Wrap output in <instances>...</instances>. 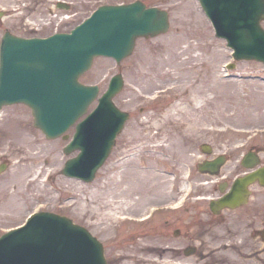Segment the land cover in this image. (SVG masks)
I'll return each mask as SVG.
<instances>
[{
	"label": "rangeland",
	"instance_id": "rangeland-1",
	"mask_svg": "<svg viewBox=\"0 0 264 264\" xmlns=\"http://www.w3.org/2000/svg\"><path fill=\"white\" fill-rule=\"evenodd\" d=\"M56 1L0 0L5 10L0 37L6 29L21 35L68 31L100 4L132 0H65L68 8ZM143 1L168 11V29L136 37L132 52L119 63L96 57L81 77L101 92L120 71L124 85L114 99L129 111L92 180L61 172L65 159L76 153L63 152L73 126L67 138H47L25 104L0 108V152L11 162L0 176V232L35 208L50 209L97 235L108 264H177L167 249L179 239L167 234L166 220L175 227L178 217L206 212V202L199 201V173L192 168L200 144L230 152L251 135L264 139V63L235 59L198 0ZM229 61L232 68L226 67ZM31 137L37 144H28ZM236 148L240 152L241 146ZM209 223L199 219V254L179 252L188 263L196 257L199 264H243L245 257L264 255V243L255 237L239 240L228 217Z\"/></svg>",
	"mask_w": 264,
	"mask_h": 264
},
{
	"label": "water",
	"instance_id": "water-1",
	"mask_svg": "<svg viewBox=\"0 0 264 264\" xmlns=\"http://www.w3.org/2000/svg\"><path fill=\"white\" fill-rule=\"evenodd\" d=\"M215 33L226 38L237 58L264 62V0H200ZM58 6H68L58 1ZM3 11L0 10V15ZM169 25L168 13L141 0L103 4L69 32L46 37H20L5 31L0 42V106L28 103L34 124L48 137L62 133L82 114L97 94L96 85L78 80L96 54L116 59L131 52L135 37L154 35ZM122 85L119 73L99 98L96 108L76 124L74 138L65 146L80 152L66 161L63 172L91 179L102 163L127 113L114 107L111 96ZM104 130L108 133L105 140ZM260 170L237 179L238 195L225 193L211 207L240 202L245 184ZM264 175V167L262 169ZM262 180V178H261ZM263 182V181H262ZM241 191V192H239ZM0 264H107L103 245L88 229L69 217L41 211L29 223L0 235Z\"/></svg>",
	"mask_w": 264,
	"mask_h": 264
},
{
	"label": "flooded vegetation",
	"instance_id": "flooded-vegetation-1",
	"mask_svg": "<svg viewBox=\"0 0 264 264\" xmlns=\"http://www.w3.org/2000/svg\"><path fill=\"white\" fill-rule=\"evenodd\" d=\"M247 142L242 146L240 152L239 149L232 147L230 152L233 153L227 152L222 155V163L215 167L216 174H211L208 170L202 171L200 167H204V162L211 161L219 153L199 154V157L194 160V170L199 173V187L202 193L199 195V201L206 202V212L202 209L199 211V215L195 212L194 217L190 216L191 218L188 219L178 217L175 227H173L174 221L166 220L167 234L179 239L178 243L176 242L167 249L175 253L169 255L179 259L177 264H190L185 261L184 256L199 254V219L205 224L208 222L206 224L208 225L213 220L224 221L228 217L229 226L236 235H239V240L244 241L247 237H255L264 243V184L259 180H255L245 187L243 202L220 209L218 212H213L209 207L210 199L221 196L227 190L235 192L238 178L264 166V139L257 137ZM245 153H249L250 156L243 159ZM5 155L6 151H1L0 164H4L7 168L9 163L8 157ZM250 162H253V165L247 166ZM226 212L228 213L226 214ZM214 216L219 218L214 219ZM262 246L264 247V245ZM180 251L184 256H180ZM257 257L263 258L264 263V255ZM259 261L262 263V260ZM191 263L199 264L196 257Z\"/></svg>",
	"mask_w": 264,
	"mask_h": 264
},
{
	"label": "bare ground",
	"instance_id": "bare-ground-1",
	"mask_svg": "<svg viewBox=\"0 0 264 264\" xmlns=\"http://www.w3.org/2000/svg\"><path fill=\"white\" fill-rule=\"evenodd\" d=\"M27 140L29 141L28 144H30L31 146H32L33 144H37V139H36L35 137L28 138ZM245 258H246V259L244 260L243 264L247 263V262L250 261V260L259 259L257 256H256V257H250V258L245 257ZM260 260H262V263H263V258H261ZM240 262H241V261H240ZM259 262H260V261H259ZM262 263H261V264H262ZM263 264H264V263H263Z\"/></svg>",
	"mask_w": 264,
	"mask_h": 264
}]
</instances>
